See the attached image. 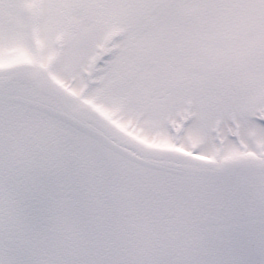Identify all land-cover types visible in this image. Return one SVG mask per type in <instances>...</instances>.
I'll list each match as a JSON object with an SVG mask.
<instances>
[{"label":"snow or ice","instance_id":"6c2138e0","mask_svg":"<svg viewBox=\"0 0 264 264\" xmlns=\"http://www.w3.org/2000/svg\"><path fill=\"white\" fill-rule=\"evenodd\" d=\"M0 264H264V0H0Z\"/></svg>","mask_w":264,"mask_h":264}]
</instances>
